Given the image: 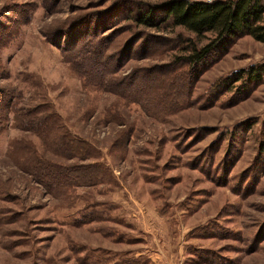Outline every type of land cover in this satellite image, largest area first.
Masks as SVG:
<instances>
[{
  "label": "rangeland",
  "instance_id": "1",
  "mask_svg": "<svg viewBox=\"0 0 264 264\" xmlns=\"http://www.w3.org/2000/svg\"><path fill=\"white\" fill-rule=\"evenodd\" d=\"M166 1L0 0V91L52 109L103 172L48 195L25 171L41 139L10 114L0 264H264V78L235 82L264 65V44L238 38L186 64L193 35L138 22Z\"/></svg>",
  "mask_w": 264,
  "mask_h": 264
},
{
  "label": "trees",
  "instance_id": "2",
  "mask_svg": "<svg viewBox=\"0 0 264 264\" xmlns=\"http://www.w3.org/2000/svg\"><path fill=\"white\" fill-rule=\"evenodd\" d=\"M153 12L157 19L140 17L138 22L153 28L167 25L182 29L197 39V43H193V39L188 41L189 53L184 59L186 64L193 67L201 65L218 48L238 38L251 37L264 44V0H167L158 7H152L149 14ZM202 40L207 43L200 45ZM74 57L82 60V65L78 64L85 87H100L105 80L104 74L93 67L95 64H91L87 70L88 61L85 62L84 57ZM263 78L264 65H261L236 74L235 82L262 81ZM227 83L229 81L223 82L221 86ZM18 95L0 91V98H8L7 101L0 99V106H3L0 108V135L4 123L12 114L18 125L26 124V131L41 139L42 154L33 148L26 150L30 156V164L25 167L27 175L52 197L58 194V189L90 185L99 180V176H103L99 167L96 164H83L96 158V150L88 142L74 138L52 109H47L40 117L36 109L20 107ZM73 161L77 163L71 164ZM65 162L70 163L67 165Z\"/></svg>",
  "mask_w": 264,
  "mask_h": 264
}]
</instances>
